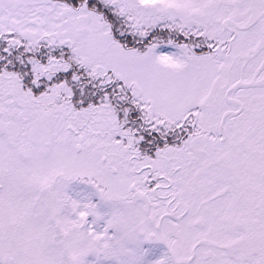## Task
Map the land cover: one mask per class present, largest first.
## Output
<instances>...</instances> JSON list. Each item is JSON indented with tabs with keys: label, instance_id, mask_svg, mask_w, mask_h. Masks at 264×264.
Wrapping results in <instances>:
<instances>
[{
	"label": "snow or ice",
	"instance_id": "6c2138e0",
	"mask_svg": "<svg viewBox=\"0 0 264 264\" xmlns=\"http://www.w3.org/2000/svg\"><path fill=\"white\" fill-rule=\"evenodd\" d=\"M0 264H264V0H0Z\"/></svg>",
	"mask_w": 264,
	"mask_h": 264
},
{
	"label": "flooded vegetation",
	"instance_id": "af4514ba",
	"mask_svg": "<svg viewBox=\"0 0 264 264\" xmlns=\"http://www.w3.org/2000/svg\"><path fill=\"white\" fill-rule=\"evenodd\" d=\"M158 247H159L161 250L164 249V246H163V245H159Z\"/></svg>",
	"mask_w": 264,
	"mask_h": 264
}]
</instances>
